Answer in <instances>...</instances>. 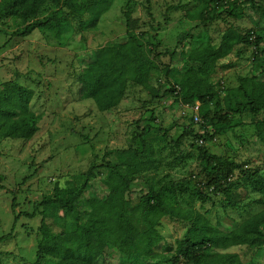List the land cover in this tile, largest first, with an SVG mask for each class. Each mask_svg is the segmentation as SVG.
I'll list each match as a JSON object with an SVG mask.
<instances>
[{
  "label": "rangeland",
  "instance_id": "1",
  "mask_svg": "<svg viewBox=\"0 0 264 264\" xmlns=\"http://www.w3.org/2000/svg\"><path fill=\"white\" fill-rule=\"evenodd\" d=\"M91 1L94 0H75L78 5ZM205 1L150 0V16L147 0H112L96 30L84 28L91 18L89 14H69L63 8L64 17L56 23L57 27L37 30L26 38L16 36L26 26L20 19H0V89L10 81L32 89L35 96L31 110L40 118L39 131L30 141L0 137V237L12 234L0 244V264L36 261L41 240L38 212L42 211L39 205L44 197L52 196L56 188L78 186L80 177L93 165L108 161L121 165L135 157V152L141 154L142 163L137 186L163 189L170 206L191 207L213 225L220 221L222 230H230L264 209L251 204L260 196L242 173L263 167L264 144L256 137L249 117L229 112L241 79L264 82V0H226L231 5L212 6L213 14L208 18L189 20L187 15ZM59 10L48 4L28 23H43ZM126 15L136 33L147 34L145 42L159 43L160 50L167 53L151 77L159 98L153 99L143 88L129 84L119 107L100 113L80 91L85 71L83 58L109 43L124 40ZM213 15L217 19L210 20ZM229 28L243 35L254 33L263 42L256 62H252L253 57L257 59L255 49L238 46L229 57L211 67L213 83L222 82L224 89L210 106V116L216 114L228 122L242 119L241 126L216 136L211 128L205 129L195 120V124L191 123L192 111H185L165 92L191 66L187 58L198 42L210 40L217 46ZM260 120H264V112L256 121ZM204 153L241 166L231 181L233 200L250 206L231 209L221 191L212 193L207 188L209 180L201 164ZM200 189L207 199L190 195ZM104 191L102 182L95 180L91 192L103 195ZM14 196L15 213L21 217L15 227L11 209ZM88 198L85 195L78 205L77 217L81 221L87 218ZM36 211L35 218L25 216ZM71 222V218L61 224L47 220L56 233ZM156 229L163 238L156 252L168 255L165 248L170 247V254L174 253L177 241L186 236L188 223L164 217L157 220ZM220 253L237 254L243 264H264V247L253 250L238 246ZM106 255V264H126L115 248L108 249ZM148 264L164 263L154 258Z\"/></svg>",
  "mask_w": 264,
  "mask_h": 264
},
{
  "label": "trees",
  "instance_id": "2",
  "mask_svg": "<svg viewBox=\"0 0 264 264\" xmlns=\"http://www.w3.org/2000/svg\"><path fill=\"white\" fill-rule=\"evenodd\" d=\"M237 0H234L236 2ZM247 2V0H245ZM150 13V0H147ZM48 4L59 8L45 22H31ZM231 5L226 0H206L194 13L187 16L191 21L208 18L213 7ZM234 5V4H233ZM112 0H94L88 4L78 5L75 0H0V19L18 18L26 24L18 37H29L35 31L57 27L64 17L62 9L69 14L91 16L85 24L86 30H96L101 17L110 10ZM213 6V7H212ZM126 36L117 43L86 54L83 58L85 71L81 78V94L84 99L92 100L100 113L109 112L121 104L129 84L146 90L153 99L159 98L155 87L151 85L152 74L158 70L162 57L161 44L145 42L147 34L136 33L130 25V16L126 15ZM217 19L212 16L210 20ZM263 38L249 32L246 35L229 28L221 37L219 45L209 40H200L196 48L189 54L191 64L183 77L172 85L165 94H171L174 102L180 105L200 103L199 119L205 129L211 128L213 135H224L242 125V119L228 122L215 114L210 116V106L216 102L222 82L213 83L211 67L229 57L238 46L256 50L258 60L259 46ZM169 73V70H167ZM35 93L32 89L21 86L17 82L5 83L0 89V137L11 140L30 141L39 131V116L31 110ZM228 98V96L226 97ZM230 114L247 116L251 119L256 137L264 144V120L256 121L264 112V82L241 79L236 90V98ZM215 113V111H214ZM194 123V118L190 119ZM111 152L107 154L109 156ZM121 165L106 162L91 166L86 174L80 177L78 186L71 185L64 189L56 188L52 196L44 197L39 208L26 217L35 218L38 212L41 217L38 233L40 242L37 247L34 264H106V252L115 248L126 264H148L157 258L164 264H243L237 254L220 253L231 247L247 246L258 250L264 247V209L248 218L240 225L222 230L220 221L213 225L209 220L191 207L184 209L170 206L166 201V192L153 187L140 186L135 183L142 170L141 154ZM202 169L208 177L207 188L213 193L221 191L224 200L231 209L242 210L250 206L241 205L233 200L231 181L241 166L234 162L222 161L204 153L201 158ZM249 186L260 196L251 204L264 207V165L255 172L243 171ZM99 179L104 186V194L91 192L93 182ZM14 191L12 194L14 195ZM85 195L87 218L81 221L78 217V205ZM193 198L207 199L202 189L192 191ZM15 196L11 203L15 215V223L21 218L16 210ZM168 217L188 223L184 239L177 241L173 254L170 247L165 251L168 255L156 252L161 247L163 238L157 231V220ZM72 219L68 226L54 232L47 220L53 219L61 224ZM144 225V227L142 226ZM13 227V230H14ZM144 228V229H143ZM12 234L0 237V244Z\"/></svg>",
  "mask_w": 264,
  "mask_h": 264
},
{
  "label": "built area",
  "instance_id": "3",
  "mask_svg": "<svg viewBox=\"0 0 264 264\" xmlns=\"http://www.w3.org/2000/svg\"><path fill=\"white\" fill-rule=\"evenodd\" d=\"M182 107H184L183 109L185 111H192V117L194 118L196 123L200 122L199 119V110H200V103H195L194 105L190 106V105H182Z\"/></svg>",
  "mask_w": 264,
  "mask_h": 264
}]
</instances>
